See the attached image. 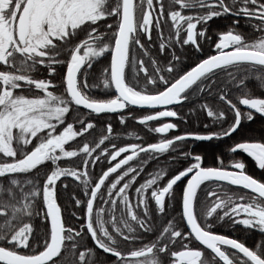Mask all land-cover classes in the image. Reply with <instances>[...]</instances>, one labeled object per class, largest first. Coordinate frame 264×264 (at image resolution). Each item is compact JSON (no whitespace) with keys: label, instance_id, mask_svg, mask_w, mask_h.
Masks as SVG:
<instances>
[{"label":"snow or ice","instance_id":"snow-or-ice-1","mask_svg":"<svg viewBox=\"0 0 264 264\" xmlns=\"http://www.w3.org/2000/svg\"><path fill=\"white\" fill-rule=\"evenodd\" d=\"M229 14L244 19L256 35L248 39L239 21H232L211 43L209 22ZM153 29L163 59L149 48ZM204 43H211V54L203 52ZM194 53L198 58L188 66ZM106 54L102 84L90 83L97 79L94 61ZM40 67L44 72L37 75ZM253 75L264 89V0H0V264H264V236L248 246L213 230L223 222L264 233V177L249 174L243 160L230 159L229 167L217 156L216 166L204 165L203 154L187 149L178 153L184 164L163 186V168L134 183L154 155L183 148L188 138L228 137L243 127L242 120L264 117V94H253L246 84ZM193 99L198 103L187 113L206 112L203 130L143 146H117L121 134L99 120V114L125 110L118 115L121 125L129 118L148 124L179 117L186 123L178 106ZM130 106L150 111L136 115ZM178 127L168 120L150 130L165 134ZM77 137L80 144L66 146ZM237 150L264 170V137H241L227 151ZM138 153L147 158L133 162ZM73 157H79L75 166L58 163ZM99 158L110 166L90 175L89 165ZM69 178L83 197L73 193L74 205L83 208L84 222L77 225L60 203ZM181 178L186 183L178 215L188 230L174 218L159 220L168 216L166 207L173 209ZM224 182L251 191L234 192ZM37 217L43 227L34 226ZM147 234L154 236L145 242ZM86 237L114 259L96 260Z\"/></svg>","mask_w":264,"mask_h":264},{"label":"trees","instance_id":"trees-1","mask_svg":"<svg viewBox=\"0 0 264 264\" xmlns=\"http://www.w3.org/2000/svg\"><path fill=\"white\" fill-rule=\"evenodd\" d=\"M241 20H243L245 22L244 19L241 18ZM105 22H107V18H105ZM245 24H246V22H245ZM141 39L143 42L147 43V41L145 40V38L143 36H141ZM216 39L217 38H211V42L214 43L216 41ZM248 39H252V38H248ZM152 40H153V42L158 43L157 38H152ZM207 47H208V44L204 43V45H203V51L204 52H207V50H208ZM177 52H178V54H180L179 49H177ZM193 58H194L193 55L189 56V58L187 59L186 62H188V61L190 62V60H192ZM108 60H109V55L106 54L103 58H99L98 62L94 61L92 70L94 73H96L97 79L95 81H90V83L102 84V79L100 77L99 70L102 67L107 66ZM191 64H192V62H191ZM62 70L63 69H58V72L56 74V78L59 77V74ZM43 72H44L43 67H40V70L37 73V75H40ZM246 84H247L248 88L251 89L253 94H256V95L264 94V89H261V87L258 85V82L256 81L254 75L249 77V79L246 81ZM96 93H97V95H99L101 97L104 95V93L99 88L96 89ZM110 94L114 95L113 89L111 90ZM236 95H238V92L234 90L233 96H236ZM209 102L220 104V102L218 100H212ZM197 103H198V101L194 102V103H193V101H191L190 103H187V104H185L183 102V103H181L180 106H178V110L182 114H186L188 116V119H187V122L185 123L179 117L171 118V120L173 122L177 123L178 125H180V127H178L177 129L171 130L168 137H170V135H177L183 130H190V129L203 130L204 125L209 123V118L206 116L205 111L198 110L195 114H188L187 113V108L192 107ZM221 106L223 107V105H221ZM238 106L241 107L242 111L246 110L241 105H238ZM81 109L83 111H87L83 108H81ZM127 110L133 111L134 114H136V115L145 114L147 111H150L148 109L135 108L132 106H130ZM124 111L125 110H120L119 113H112L110 115L99 114V120L100 121H104V122L110 121L113 124V131L117 132L118 134H121L122 138L116 142L117 146H122L123 143H138L141 146H143V144L149 143V142H155L156 140H158L159 138H161L163 136L162 134L155 133V132L150 130V129L154 128L157 124L162 123L163 121L161 119H156L154 121L148 122V124H143L141 122L134 121V120L129 118L125 121L124 125H121L119 120H118V115L123 114ZM228 117L231 118V111L230 110H228ZM242 125H243V127L240 130L236 131L234 134L229 135L228 137H223L220 139H213L211 141H198V140L196 141V140H193L191 138H188L186 141H182L181 144L184 147H191L192 143H195L194 145L197 149V152L203 154V156H204L203 164L204 165H217L218 164L217 156H219L221 158L224 155H229L227 150L230 148V146L233 142L238 141L241 137H245V138H248V137L261 138V137H264V117H262L260 114L254 115V118L252 121L242 120ZM129 131L136 133V135L134 137H128L126 134ZM33 139H35V138H33ZM80 143H81L80 138L77 137V138H75V142L69 141V142H67L66 146H68V145L76 146L77 144H80ZM107 145H108V141L105 142V146H107ZM146 158L147 157L143 153H138V157L134 158L133 162H137V161L142 162ZM78 159H79V157L70 158V160H69L70 165L75 166ZM58 163H60L61 166H64V160L63 159H61V161H59ZM112 163H113V161H112ZM45 164H46V166H49L50 162H45ZM158 165H159V158L157 157V155H154L153 159L149 160L148 163L146 165H144V169L146 171L142 170L140 175L137 177V181L134 183L138 185L139 181L144 179L145 173L148 170H152V169H153L152 171L157 170ZM107 166H110L109 162L106 160H103L101 158L100 162H98L95 166L89 165V170H90L91 175H94L96 173H99L100 169L102 167L106 169ZM117 171H119V170H117ZM253 173L257 177H264V170L258 171L254 168ZM110 177L114 178V174H112ZM63 179L64 178L61 177V180H63ZM60 187H61L60 181H58L57 182L58 193L60 192ZM68 190H69V192H68L69 199H67V197H65V194H64L65 190L62 193V198L60 200L62 210L65 213L66 219L71 220L73 225L81 224L84 222L83 216L81 215L83 212V208L80 206L74 205L73 193L75 192V195L77 197H80V198H83V197L81 196V193H80L79 189L77 188V183L74 182V178L68 179ZM150 190H151V188L149 189V192H150ZM65 204L67 205L66 209L64 208ZM149 204H150V208H151V213L153 215L152 219L157 220L156 209L152 206L154 204V201L150 200ZM178 206H179V203H178ZM69 213H75L76 215L73 216V215H70ZM33 224H34V226H37V227H43L44 226L41 224L39 217H37L33 220ZM181 227L185 228L184 221H181ZM213 230L221 232L223 234L232 235L235 238L242 239L243 241H246V242H249L252 240L254 241L255 236H256L255 235L256 233H253L249 229H245L244 226H242V225L232 226L229 223H223V222L222 223H215ZM153 236H154V234H149V240L152 239ZM85 243L88 245V247L95 249V259L96 260L104 261L107 259H113V257H111L110 255H107L104 252H102L101 250H99L94 245V242L90 238L86 237Z\"/></svg>","mask_w":264,"mask_h":264},{"label":"flooded vegetation","instance_id":"flooded-vegetation-1","mask_svg":"<svg viewBox=\"0 0 264 264\" xmlns=\"http://www.w3.org/2000/svg\"><path fill=\"white\" fill-rule=\"evenodd\" d=\"M232 21H239V24L236 25V26L239 28V30L241 32H243L246 35L247 38H253L256 35V33H254V32L251 31L250 26L248 24H245V22L243 20H241V17H238V16H235V15L229 14L227 16L214 17V18H212V20L209 22V25H210V27H209V35L211 36V38H217L216 32L218 30H225L226 29V26H229V25L232 24ZM197 27L199 28V25ZM166 35H167V33H166ZM156 36L157 35H156V32H155V29H153L152 38H157ZM211 43H206V44H208V47H207L208 50H207V52H204L203 51L205 54H211L214 51L212 49V47H211ZM156 44L157 43L153 42V40H152V44H149V48H150V50H151V52H152V54L154 56H158V58L163 59V57H159V55H158V51H157ZM177 54H178V52H177ZM192 55L194 56V58L192 60H190V62L189 61L186 62L188 66L192 65L191 62L197 60L199 54H195L194 53ZM192 101H193V103L194 102H197V100H195V99H193ZM181 103H183V102H181ZM155 110H160V109H155ZM157 119H161L163 122H166L168 120H171V117H164V118H157ZM170 132H171V130H169V133L162 134L163 135L162 137L163 138H168V135L170 134ZM194 144L195 143H192L191 147L179 148L176 151L169 150L166 153L157 155V157L159 158V165H158L157 170L163 168L164 171H165V173H166V176L164 178H162L161 181L159 182L160 183V186H163V183L166 182V178H170V175L171 174H175V171L178 170V169H180L181 166L184 164V160L182 158H179L178 157L179 151H184V150H187V149H191L193 152H197V149H196V147H195ZM123 155H125V153H122L121 154V157H118L116 159L118 160V159L122 158ZM170 158H176V159L173 162ZM237 158L244 161V163L246 165V171L249 174H253L254 175V173H253L254 168L256 170H258V171L261 170V169H259L257 167L256 162L254 161V159L252 157H250L248 154L244 153L242 150H237L234 154L224 155V156L221 157V160L223 161V163H224L225 166L231 167V165L228 163L229 160L232 159L233 160V163H234V160L237 159ZM62 159L64 160V166L70 165V161H69L70 158H62ZM100 160H101V158L98 159V162H100ZM114 162L115 161H113V163ZM212 166H216V165H212ZM152 170H148L145 173L144 179H142L141 181H139V183L143 182V180H145V179H149L150 178V174H152L153 172L156 171V170H154V171H152ZM233 170H235V169L233 168ZM143 171H146V170L143 168ZM90 175H91V173H90ZM111 175L112 174H110V176ZM185 183H186L185 178H181V180L178 181L174 185V195H175L176 199L173 201V209H167V207H166V212H168V216L165 217L163 215H160L159 216V220L160 221H166V219H168V218H174V222L179 221L180 224H181V221H180V218H179L178 213L180 212V196H181V192H182V187H183V185ZM222 187H226L228 190H231V191H234V192H241V193H244V194L250 193L249 190L243 189L240 186L231 185L228 182H224V185H222ZM68 192H69V190H68V181H67V188L64 191L65 197H67V199H69ZM178 203H179V206H178ZM166 205H167V196H166ZM152 217H153V215H152ZM156 217H157V215H156ZM184 224H185V228H183V230H188L185 221H184ZM156 227L159 229L160 228V224L158 223L156 225ZM249 230L252 231L253 233H256L255 234L256 235L255 236V239H254V241L252 240V241H249V242H246V241H244V242H246V244L248 246H254L255 243L259 239H261L262 236H264V233H261L257 229H249ZM147 240H149V234H147V236L145 238V242H147ZM178 247H179V239H178V242H177V248ZM101 251L104 252L103 250H101ZM208 254H209L208 250L205 249V255L207 256ZM113 259H114V257H113ZM165 259H167V258L165 257Z\"/></svg>","mask_w":264,"mask_h":264},{"label":"water","instance_id":"water-1","mask_svg":"<svg viewBox=\"0 0 264 264\" xmlns=\"http://www.w3.org/2000/svg\"><path fill=\"white\" fill-rule=\"evenodd\" d=\"M113 93L115 94V90H114V88H113ZM242 107H244L245 109L247 108V106H243V105H241ZM132 107H135V108H141V109H148L147 108V106H132ZM81 108H83V106H81ZM84 109V108H83ZM156 109H159V107H157ZM85 110H87V109H85ZM231 135V134H230ZM241 187V186H240ZM249 191H251V190H249ZM186 223V222H185Z\"/></svg>","mask_w":264,"mask_h":264}]
</instances>
